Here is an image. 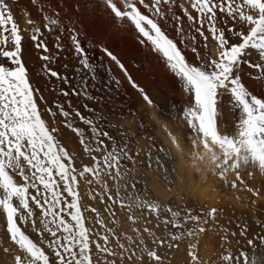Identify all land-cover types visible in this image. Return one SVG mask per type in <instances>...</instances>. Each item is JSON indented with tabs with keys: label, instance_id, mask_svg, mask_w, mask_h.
I'll return each instance as SVG.
<instances>
[{
	"label": "snow or ice",
	"instance_id": "obj_1",
	"mask_svg": "<svg viewBox=\"0 0 264 264\" xmlns=\"http://www.w3.org/2000/svg\"><path fill=\"white\" fill-rule=\"evenodd\" d=\"M33 4L36 0H32ZM102 7L121 27L127 23L138 37L141 45L149 46L150 51L160 55L170 74L179 82L182 92L190 99V106H184L179 115L183 136L163 127L165 138L171 145L165 149L155 143V137L148 136L156 151L155 166L161 172L159 177L168 185V191L175 183H186L185 178L178 181L176 168L170 165L171 151L175 147L180 151L179 159L187 160L196 170L191 175L194 183L198 176V162L205 157L197 155V148L207 153L212 165L211 175L221 182L225 189L233 192L244 191L251 194V203L256 207L260 196V187H250L242 178L246 169L248 177L258 176L264 180V88L259 96L254 89L257 81H264V0H182L177 6L182 16L172 10L176 0H100ZM166 6V11L162 7ZM146 11H142L141 9ZM43 12V7L38 9ZM55 11V10H54ZM147 13V14H146ZM59 12L55 11V17ZM171 18L176 25L180 43L195 54L198 64L186 59L183 50L162 30L159 20ZM186 18L190 35H185L182 24ZM43 30L51 33L59 28L61 34L67 31L70 49L83 70L90 71L86 47L82 46L79 32L65 27L58 18L44 13ZM229 20L232 25L229 27ZM27 24L36 22L28 19ZM225 27H221V25ZM206 29V31H205ZM202 38L203 54L198 50ZM210 34V35H209ZM40 27L32 28L30 40L37 49L49 52L41 39ZM235 38L236 42H233ZM57 41L60 36L56 37ZM209 39L212 41L214 56L209 53ZM23 37L15 20L8 0H0V264H171L168 252L179 248V242L185 238L187 246V264H264V234L254 233L247 238L248 229L240 231L246 239V247L236 252L228 247L232 243L229 234L221 236L222 252L215 254L216 259L202 261L199 255L198 237L206 231L216 230V216L220 211L215 207H201L199 214L186 205L183 210H174L173 205L164 207L147 195L139 193L137 182L133 181V191L121 196L120 188L127 192V175L132 169L124 167V161L136 162V156L128 147L127 133L119 131L117 141L106 128H116L107 117L97 115L94 119L85 118L79 110L74 117L88 126L91 136L76 126L73 113L58 105V114L63 117L64 127L79 138V144L92 164L75 167V153H70L58 139L57 127H49L42 118L36 100V90L32 87L26 65L22 59ZM60 48L59 43L56 44ZM101 51L115 64L126 77L128 84L142 98L141 107L157 108L144 88L140 87L128 73L124 64L106 47ZM43 61H50L49 55H41ZM247 69V72H245ZM50 77L68 83L67 78L45 68ZM247 76V82L245 81ZM95 80V76H92ZM118 86L121 82L113 77ZM251 83L253 88H249ZM61 90V95L68 96ZM72 95L83 96L88 100L95 98L87 91V82L80 90L73 89ZM228 100H225V97ZM51 115L56 112L47 110ZM137 115L134 109H128ZM238 111L233 132L222 133L223 123L228 127L226 114ZM177 119L176 113L172 114ZM104 124L105 127H100ZM139 127L147 129L141 119ZM111 145V147H109ZM188 147L187 155L185 150ZM96 153L101 155L98 157ZM148 167L153 166L152 151L147 153ZM91 175L97 183L106 175L117 182L115 194H110L109 186L102 185L104 196L111 201L109 208L119 207L126 210L127 220L133 225L127 232H116L109 228L97 213L94 224L103 231H93L87 226L89 218L84 211L96 212V209H83L78 191L80 180ZM229 176L234 179L229 180ZM207 183V175L204 176ZM121 181L125 183L121 184ZM242 186V187H241ZM213 191L217 187L213 185ZM91 195V194H90ZM183 198V197H181ZM240 199L239 196L236 197ZM248 199V197H245ZM101 202L104 197H101ZM108 209L106 208V211ZM139 212V215L136 213ZM38 213V215H37ZM115 217V212L112 213ZM149 217H155L154 228L135 227L138 223H151ZM211 227L206 228L205 225ZM112 224L117 221L113 219ZM189 224L192 227H187ZM163 226L162 234L157 230ZM31 228L38 241H34L27 229ZM264 229V224L259 225ZM144 234L152 237L151 247ZM47 237V238H46ZM126 240L127 243L122 241ZM114 241V243H113ZM239 245L241 242L238 240Z\"/></svg>",
	"mask_w": 264,
	"mask_h": 264
},
{
	"label": "rangeland",
	"instance_id": "obj_2",
	"mask_svg": "<svg viewBox=\"0 0 264 264\" xmlns=\"http://www.w3.org/2000/svg\"><path fill=\"white\" fill-rule=\"evenodd\" d=\"M10 3L12 12L15 20L21 30L23 37V49L22 59L26 65V69L29 74V79L32 87L36 90V100L38 107L41 111L42 118L47 122L48 126L57 127L60 129L58 139L65 146L66 150L70 153H75V167L78 169L84 165L91 166L92 161L90 157L86 156L83 152L82 146L79 144V138L75 136L69 129L64 127L63 117L58 114L57 106H63L65 110L73 113V119L78 127L85 130L86 136H91L88 126L83 125L79 118L74 117L75 110H79L85 118L94 119L97 115H103L107 117V121L110 124H115L116 128H106L110 135L116 138L117 141L121 140L118 135L119 131H125L127 139L129 141L128 147L131 150V154L136 156V150H139V156L136 157V162L133 163L130 160H125L124 167L121 171H125V168L132 169L127 175V192L124 187L120 188L121 196H126L128 192H132L133 181L137 182V189L139 193L147 195V191H158L157 185L161 184L167 192L176 194L177 184L171 186L172 190L168 191V185H166L162 179L161 172L157 170L155 166L156 151L153 149L152 141L147 137L150 135L155 137V143L168 149L162 142L158 131H156L157 121L161 122L164 126H171L175 131L180 129L179 115L182 112L184 106H190V99L182 92L179 86L177 78L173 74H170L166 68L163 58L154 54L150 51L149 46L141 45L138 42V37L135 31L130 28L127 23L123 27L119 26L110 14L102 7L100 0H36L33 4L32 0H8ZM182 0H176V4L172 6V10L182 16L181 9L177 6ZM43 7V12L38 9ZM59 12V16L55 17V11ZM142 11H146L143 8ZM162 11H166V6L162 7ZM44 13L58 18L62 25L66 28H74L79 32V39L81 40L82 46L86 47L89 63L92 65L90 71L83 70L73 52L70 49V40L67 31L61 34L59 28L53 30L51 33L43 30L42 17ZM147 14V13H146ZM27 16V20L31 19L36 23L29 25L23 21V16ZM162 30L173 39L178 47L183 50V54L186 59L194 64H198L195 59V54L190 49L185 48L180 43V36L177 35L175 30L176 25L174 21L169 18L167 20H159ZM232 22L229 20L227 26H231ZM40 27L43 35L41 39L46 43L49 52L44 53L42 50L35 48L34 42L30 40L32 35V28ZM185 35H190L189 24L184 18L182 24ZM221 27H225L223 24ZM206 31V29H205ZM60 36V40L57 41L56 37ZM210 35V34H209ZM200 44L197 45L198 50L203 54V40L196 34ZM233 42L235 38H232ZM61 45L60 48L56 47V44ZM209 53L211 54L210 47L214 46L212 41L209 39ZM106 47L109 49L117 58L124 64L128 73L131 75L133 80L142 88L145 89L150 98L158 105L157 108L141 107L143 101L138 93L132 89L128 84L126 77H124L121 70L111 61L102 51L101 48ZM41 55H49L50 61H43L40 59ZM212 55V54H211ZM214 56V55H213ZM45 68L56 71L61 77H65L68 83H64L62 80L50 77L45 71ZM247 72V69H245ZM95 76V80L92 76ZM113 77L120 80V84L117 86L114 82ZM247 82V76H245ZM84 82H87V91L94 100H88L83 96L72 95L73 89L80 90L83 87ZM258 87L254 89L256 94L259 96L260 88H264V81H257ZM249 88H253L251 83L248 84ZM61 90L68 91V96L61 95ZM228 100V97H225ZM128 109H134L137 115L133 116ZM56 112V115H51L49 111ZM153 113V114H152ZM176 113L177 119L173 120L172 114ZM238 111L231 115L226 114L228 121V127L225 129L223 123L220 129L223 133L231 130L233 131L237 120ZM153 118V119H152ZM147 125V129L142 130L139 127L140 120ZM167 123V124H166ZM100 127H105L104 124H100ZM134 129V132L132 130ZM176 134V133H175ZM183 134V133H182ZM136 141V142H135ZM111 147V145H109ZM152 151L153 166L148 167L147 153ZM99 157L101 154L96 153ZM174 158L170 159V165L176 168V164L173 161ZM177 176V171L173 175V179ZM260 184H264V180H261L258 176L253 177ZM87 180H90L89 184L86 180H80L78 191L81 196V205L83 209L94 208L96 212L84 211L85 217L89 218L87 226L92 228L93 231H103L98 224H94L97 213L100 218L105 222L109 228H114L117 233L120 231L127 232L129 235H134L131 232V223L127 220L126 210H121L119 207L109 208L111 201H107V197L104 196V190L102 185L107 184L110 189V194H115L117 182L113 181L110 177L102 175L100 177V183H97L95 178L90 174L87 176ZM121 184L125 181H121ZM91 194V195H90ZM159 195V192H156ZM104 197L105 202H101V197ZM183 200L185 196H182ZM147 198L150 199L147 195ZM155 200V199H153ZM157 201V200H156ZM158 202V201H157ZM161 207L166 206L158 202ZM193 209L194 214H199V208L194 205L183 204L179 210H183L184 206ZM106 208L108 209L106 211ZM174 210H177L174 207ZM115 212V217L112 213ZM139 215V212L136 213ZM38 215V213H37ZM115 219L117 223L114 225L111 221ZM151 223H138L135 227H140L141 231L143 227L154 228L158 223L155 217H149ZM262 215L258 214L255 219L253 214V221L251 224L240 220L238 222L232 219L222 218L220 215L216 216V230L206 231L200 235L201 239L208 241L213 239L220 252L223 249L221 245V236L224 234L220 229L228 230L229 234L232 232L236 233L235 237L229 235L230 240L240 241V247H246V239L252 238V234L260 232L264 234V229L260 228L262 224ZM242 221V222H241ZM264 224V223H263ZM211 221L209 225H205L206 228L211 227ZM187 227H192L189 224ZM244 228L251 230V235L247 234V238L240 236V231ZM29 235L34 241H38L36 234L32 233L31 228L27 229ZM163 232V226L157 230V234L160 235ZM248 233V232H247ZM146 242L151 247L152 237L144 234ZM47 238V237H46ZM127 243L126 240L122 241ZM114 243V241H113ZM186 247H185V246ZM188 238H185L182 242H179V247L187 252ZM179 248L168 252V258L170 261L173 259L172 256L177 254ZM264 251V250H262ZM186 252L182 254V257L186 259ZM177 261V260H175ZM183 263V261H181ZM172 264V263H171ZM187 262L185 261V263Z\"/></svg>",
	"mask_w": 264,
	"mask_h": 264
},
{
	"label": "bare ground",
	"instance_id": "obj_3",
	"mask_svg": "<svg viewBox=\"0 0 264 264\" xmlns=\"http://www.w3.org/2000/svg\"><path fill=\"white\" fill-rule=\"evenodd\" d=\"M23 21H25L26 23L27 21L26 15L23 16ZM213 48L214 46L210 47V51L212 55H214L212 51ZM190 104H191V101H190ZM158 121L156 123L157 124L156 131H158L157 133L160 136L163 144L167 148H170V144L165 138V134L163 131L164 125ZM166 127L169 131H172L173 133L183 136V134L178 130L179 127L175 131L172 129L174 126L171 127L167 125ZM219 130L223 133L221 129ZM132 132H134V129L132 130ZM227 132H233V131L229 130ZM185 150L188 151L189 148L185 147ZM171 155H172V158H174L173 161L176 164V171L178 173V170H179L178 161L174 157L173 151H171ZM250 170L251 169L244 170L242 173V178L245 180V182L250 187H260L261 188V193H260L259 198L257 199L255 209L253 208L251 200L256 199V198L251 197L250 193L239 191V190L236 192H233L230 188L225 189L223 184L217 181L216 178H213V184L217 187V195H215L212 199H201V198L191 196L188 194L187 191H181L178 186V183H176L177 184L176 194L172 192H167L166 189L161 184H158L157 185L158 191H153V192L147 191V195L150 199H155L158 202L162 203L163 205L171 204L177 210H179L182 207V205L186 203L191 206L196 205L199 208V210L204 205H207L209 209L212 207H215L218 210H220L217 213V215H220L222 218H227V220L232 219L235 222H238L240 220H245L243 221V224L245 222L246 225H249L253 221V214H254L255 219L258 217V214L262 215V218L264 217V184H260L255 178H249L247 173ZM185 175H187V173H185ZM231 179H234V176H229V180ZM196 180H199L198 176L196 177ZM186 184H187V180H186ZM156 192H159L158 196L156 195ZM183 195L185 196L184 200L181 198ZM237 196H239L240 199H237L236 198ZM245 197H248V199H245ZM263 223H264V220L262 221V224ZM247 234L251 235L250 229L248 230ZM231 241L232 243L228 245V247H230L233 250V252H236L239 249L240 244L238 245L234 240H231ZM189 242L190 241L188 240V243ZM191 242L193 243L198 242L199 255L202 261H209V260L214 261L216 259L215 254L220 253V250L218 249L219 246H217L216 242L213 239H209L208 241H206L204 239H201L199 236L198 241H191ZM185 252L186 250H183L181 247H179L177 254L172 256L173 259L171 260V263L172 264H183L185 263V261L187 262V256H186V259L185 257H182V254H184ZM181 261H183V263H181Z\"/></svg>",
	"mask_w": 264,
	"mask_h": 264
},
{
	"label": "clouds",
	"instance_id": "obj_4",
	"mask_svg": "<svg viewBox=\"0 0 264 264\" xmlns=\"http://www.w3.org/2000/svg\"><path fill=\"white\" fill-rule=\"evenodd\" d=\"M167 142V141H166ZM178 143L182 144V141L179 139L178 135ZM171 147V145H170ZM174 157L178 161V173L177 178L178 181L183 177L187 180L186 183H178V186L181 191H187L189 195L201 198V199H212L215 195H217L216 191H213V176L211 175L212 172V165L207 160V153L203 152V150L197 148V155L205 157L202 161L198 162V177L199 180H196L194 183L191 181V175L193 171L187 160L181 161L178 157L180 155V151H178L175 147L172 148ZM181 151H184V154L187 155V151L181 148ZM187 173V175H185ZM207 175V183L204 182V176Z\"/></svg>",
	"mask_w": 264,
	"mask_h": 264
}]
</instances>
